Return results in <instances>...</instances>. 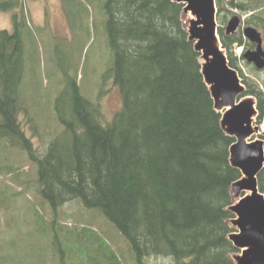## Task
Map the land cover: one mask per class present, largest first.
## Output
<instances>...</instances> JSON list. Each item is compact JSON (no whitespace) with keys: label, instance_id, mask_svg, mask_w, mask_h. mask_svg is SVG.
<instances>
[{"label":"trees","instance_id":"obj_1","mask_svg":"<svg viewBox=\"0 0 264 264\" xmlns=\"http://www.w3.org/2000/svg\"><path fill=\"white\" fill-rule=\"evenodd\" d=\"M1 1L0 14H12L14 29L0 31V143L6 155L18 149L36 166V191L55 216L74 200L100 211L129 243L135 264H146L148 258L235 264L240 249L229 239L236 232L230 207L232 186L242 177L230 162L235 138L222 128L200 54L189 40L184 5L104 1L112 65L103 78L119 90L121 107L106 118L100 100L109 87L92 102L75 80L62 75L51 110L59 127L48 146L43 139L39 151L20 120L22 115L30 122L43 120L39 113L44 111L31 108L22 90L26 61L19 6ZM217 7L218 34L230 66L237 69L234 49L245 39L242 32L227 35L225 25L239 9L252 13L246 25L264 35V0H229L226 7L218 0ZM257 87H248L244 95L256 97L262 117L264 95ZM5 169L12 175L20 170ZM258 181L264 194V169ZM4 192L0 188V209L6 208ZM115 258L104 263L120 264Z\"/></svg>","mask_w":264,"mask_h":264},{"label":"rangeland","instance_id":"obj_2","mask_svg":"<svg viewBox=\"0 0 264 264\" xmlns=\"http://www.w3.org/2000/svg\"><path fill=\"white\" fill-rule=\"evenodd\" d=\"M104 1H1L19 6L18 23L26 61L22 90L31 108L44 111L39 113L43 120L34 117L30 122L24 115L20 120L39 151L45 147L43 139L46 138L48 146L59 127L51 110L62 89V75L75 80L92 102L109 87L110 82L103 78L112 65L104 29ZM222 2L226 7L229 0ZM251 14L235 9L228 21L235 15L243 20ZM189 21L190 16L185 15V22ZM245 22L237 34L247 26ZM13 23L11 13L0 14V31L12 32ZM236 51L235 57L239 56ZM237 59V73L244 81L247 79L246 89L256 90L258 85L264 95V70H256L245 60ZM251 100L258 111L257 118L261 113L258 101L255 97ZM100 101L108 119L122 104L119 90L113 86ZM4 150L0 143V188L5 191L1 201L6 206L0 209V264H105L109 256L116 257L120 264H135L129 243L100 211L90 210L74 200L59 207L55 216L51 205L36 191V166L24 152L10 149L6 155ZM7 166L20 170L12 175L5 169ZM21 190L25 191L20 193ZM240 196L234 197L235 203ZM146 264L175 263L170 258H148Z\"/></svg>","mask_w":264,"mask_h":264},{"label":"water","instance_id":"obj_3","mask_svg":"<svg viewBox=\"0 0 264 264\" xmlns=\"http://www.w3.org/2000/svg\"><path fill=\"white\" fill-rule=\"evenodd\" d=\"M184 5V14L191 13L195 19L187 24L189 40L200 54L201 71L209 86L215 108L223 113L222 126L226 133L235 138L230 149V161L240 170L242 178L232 186L241 197L230 207L236 215L232 222L238 232L229 236L235 247L240 249L236 264H264V194L259 189L258 175L264 168V142L248 143L255 131L252 117L255 115L253 102L242 97L245 88L236 70L231 68L225 50L218 39L216 0H172ZM241 22L234 16L226 27L228 35L237 31ZM246 39L257 45L244 58L258 68H264V51L261 34L254 27L244 29ZM245 98V99H244Z\"/></svg>","mask_w":264,"mask_h":264},{"label":"flooded vegetation","instance_id":"obj_4","mask_svg":"<svg viewBox=\"0 0 264 264\" xmlns=\"http://www.w3.org/2000/svg\"><path fill=\"white\" fill-rule=\"evenodd\" d=\"M254 49H255V45L252 43L246 47V50H252L253 51Z\"/></svg>","mask_w":264,"mask_h":264},{"label":"bare ground","instance_id":"obj_5","mask_svg":"<svg viewBox=\"0 0 264 264\" xmlns=\"http://www.w3.org/2000/svg\"><path fill=\"white\" fill-rule=\"evenodd\" d=\"M189 16H190V20L195 19V17L193 15L189 14ZM259 119H260V117H259ZM262 129L264 131V124L262 125Z\"/></svg>","mask_w":264,"mask_h":264}]
</instances>
